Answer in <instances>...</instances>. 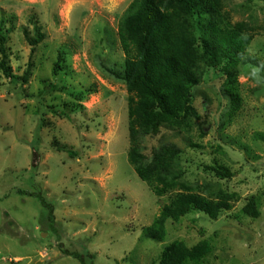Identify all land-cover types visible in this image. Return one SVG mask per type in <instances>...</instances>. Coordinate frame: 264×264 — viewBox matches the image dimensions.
<instances>
[{
  "label": "rangeland",
  "instance_id": "rangeland-1",
  "mask_svg": "<svg viewBox=\"0 0 264 264\" xmlns=\"http://www.w3.org/2000/svg\"><path fill=\"white\" fill-rule=\"evenodd\" d=\"M131 1L0 0L9 63L18 75L32 64L27 85L0 73V264H157L174 241L206 242L201 264H264V1L223 0L229 22L247 24L252 35L238 69L240 111L229 116L220 68L201 64L192 97L200 120L140 140L147 156L170 143L181 150L179 181L234 197L216 218L169 220L163 242L143 238L142 229L170 194L156 197L129 164L128 93L106 71L124 61L117 26ZM34 21L44 39L33 49L24 31L32 38ZM216 163L232 177L207 169ZM250 199L256 218L240 213Z\"/></svg>",
  "mask_w": 264,
  "mask_h": 264
},
{
  "label": "trees",
  "instance_id": "trees-1",
  "mask_svg": "<svg viewBox=\"0 0 264 264\" xmlns=\"http://www.w3.org/2000/svg\"><path fill=\"white\" fill-rule=\"evenodd\" d=\"M33 25V37H28L25 31L24 35L34 49L43 41L44 33L36 21ZM8 32L1 21L0 73L13 85H27L32 64L28 63L21 75L13 71L6 49ZM117 35L125 58L118 69L106 68V71L122 82L128 93L127 159L156 197L170 194L168 203L162 206L152 224L142 229V237L163 242L169 220L179 221L191 212L216 218L231 208L234 197L221 189L210 191L207 185L204 191H197L179 181L174 167L181 150L170 143L153 149L147 156L141 150L140 140L157 135L162 128L184 129L193 120H200L192 97L193 88L201 79V64L220 68L224 79L221 93L228 101L229 116H235L243 103L238 89V69L252 41L251 30L245 23L229 22L223 0H132L118 22ZM62 54L58 55L55 72L62 68ZM48 86L55 90L53 85ZM55 147L70 157L76 156L66 146L55 144ZM207 169L219 179L232 177L222 164ZM16 193L33 196L32 192L19 189ZM40 201L45 204L43 199ZM48 212L52 218L50 208ZM240 213L258 217L256 199H250ZM208 252L209 245L204 241L191 248L174 241L163 247L157 264H201ZM65 254L84 262L78 253Z\"/></svg>",
  "mask_w": 264,
  "mask_h": 264
}]
</instances>
